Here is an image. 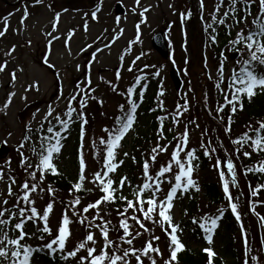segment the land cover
<instances>
[{"label":"snow or ice","instance_id":"6c2138e0","mask_svg":"<svg viewBox=\"0 0 264 264\" xmlns=\"http://www.w3.org/2000/svg\"><path fill=\"white\" fill-rule=\"evenodd\" d=\"M32 6L44 5L45 0H31ZM104 0H99L90 18L98 22V14L102 10ZM202 22L203 31L207 35L209 45H218L220 27H223L230 37L226 48L219 53L218 68L214 80V87L219 93L221 100L215 101V106H209L207 91L203 93V106L208 109L207 115L215 121L214 132L223 134L224 139L229 140V146L225 147L222 140L210 137L209 129L201 130L199 145L190 147V130L192 126L199 129L200 124L196 119L186 116L190 112L188 93L196 99L194 86L189 80L187 92L177 102L176 108L169 113L172 124L175 127H165L168 116L157 115L158 127L156 129V143L147 151L142 152V160L136 156H130L128 151H123L125 158H130L133 163L141 165L140 183L133 184L131 178L119 173V169L125 164V159H120L123 141L138 124V109L141 107L145 92L149 85L146 83L148 74L145 69L156 68L155 65L144 64L142 68H136L137 61L141 60L144 53L135 57L126 69L129 73L136 71L141 73L134 75L133 82L125 90H119L118 85L112 80L100 76L99 79L108 85L113 93L124 98V102L118 104L116 112L112 114L101 113L110 121L101 127L103 135L96 136L94 133L88 137L90 120L86 114L91 102L103 105V100H98L93 93L97 91L93 87L92 68L97 63V56L104 49H111L112 44L123 35L124 29L119 28L121 18H115V24L119 28L111 31L115 36L107 42L103 37H97L93 42L95 49L83 65L77 64L76 71L83 68L84 79L76 83L73 91L64 95L63 85L58 88L56 99L48 104L42 119L36 121L37 109L32 117L23 125L20 139L15 145L18 156L17 169L12 168L11 157L6 158L0 164V182L6 184V193L0 191V264H36V256L43 253L63 264H180V255L189 251L182 240L186 229L180 222L175 220L174 208L180 197L193 198L189 193L201 191L198 180L194 178L200 167L201 156L208 160L215 159L212 165L217 171L224 199L227 201V209L218 208V214L204 213L203 215L190 218L194 225L193 231L200 230L207 247L202 251L206 254V264H215L218 253L214 250V235L219 228L225 211L230 209L231 214L238 222L243 237L244 257L243 264H264V236L260 237V248L253 247V237L245 228L242 215L249 211L254 214L264 228V215L256 211L257 205L264 206V200H252L258 198L264 192V183L255 186L246 181L249 192L241 190L238 174L247 176L259 174L264 176V118L255 122L249 121L244 125L245 131L236 138L231 137L234 117L245 110V102L251 104L258 95H264V0H216L209 20H204L206 8L205 0H197ZM54 13L51 23V31L45 33L47 37L45 53L42 58L43 64L49 69L54 68L49 57L52 54L53 41L59 40L58 31L61 20V12L55 11L52 4L45 5ZM151 5L142 6L141 0H135L131 9L137 15L138 23L134 25L136 38L130 42H139L141 26L147 23V16ZM169 8L174 5L169 4ZM68 9H63L67 12ZM9 13L2 18L3 29L0 30V38L8 32L10 17ZM30 16L29 5L23 7V15L20 19L21 26ZM84 32L89 31L88 17L85 13ZM192 18L191 10L179 12V20L182 26ZM243 25V27H241ZM235 32L234 37L232 36ZM19 33V29H16ZM109 29L105 28L103 36L106 37ZM182 48L188 51L187 33ZM75 35V29L67 33L65 47L68 41ZM103 43V47L99 44ZM28 46L31 40L26 41ZM93 44H86L80 49L81 53L88 52ZM17 48L13 44L5 53V59L0 63V73H4L11 63L7 57L15 59L13 53ZM70 51V49H69ZM231 53L234 58L230 74L225 76L226 65ZM125 57H119L121 68ZM175 65V59H172ZM189 61L185 60V65ZM203 68L207 78L213 80V75L208 70L207 56H204ZM22 67L17 66L10 72V83L15 85L18 80V72H23ZM185 76L189 75L187 67L183 69ZM161 75L160 69L152 73L153 77ZM59 79V73H56ZM122 79V71L115 72V80ZM143 82V83H142ZM29 91L39 92L38 82L30 83L24 88L25 95L20 99L27 102ZM163 81H159V91L156 94V107L149 111L167 112ZM17 96L16 91L7 93L0 112L7 115V110ZM64 101V108L59 109L60 101ZM227 110V113H226ZM226 113V114H225ZM223 114V115H222ZM184 117L183 131H177ZM36 127H33V122ZM74 126H78L79 145L77 148V175L74 181H69L68 195L70 199L59 200L62 206V214L56 226L55 233L50 226V218L54 214V206L57 202V189L51 183H46L49 175L63 177L64 173L58 168V161L63 155L62 150L66 147V141ZM166 133H171V139ZM11 137L12 133L9 132ZM88 137V147L91 149L92 158L97 164L95 171L88 172L85 156V140ZM207 137V140L205 139ZM163 141V142H162ZM7 144V140L3 142ZM215 144V146H214ZM229 148L233 150L230 152ZM171 149V151H169ZM221 153V154H218ZM253 154L260 157L251 164H243L241 157L251 160ZM166 155L167 159L161 162L159 157ZM19 170V171H18ZM22 173V175H20ZM7 175V180L5 176ZM19 178V182H18ZM91 187H87V185ZM167 185V188L164 186ZM15 186V190H14ZM236 189L237 191H233ZM99 193L97 198L84 205L82 202L89 195ZM44 194L49 196V201L42 209L36 206L37 199H44ZM14 202L9 204V201ZM115 213L116 223L112 216ZM188 216V210L183 212ZM78 224L83 230V237L69 249L68 243L73 236L72 225ZM159 229L165 237L166 251L168 256L164 258V251L159 246L161 236L156 235ZM40 243L33 245L31 240ZM143 240L139 247L136 242ZM255 252V254H253ZM83 253V254H81Z\"/></svg>","mask_w":264,"mask_h":264},{"label":"rangeland","instance_id":"374dc122","mask_svg":"<svg viewBox=\"0 0 264 264\" xmlns=\"http://www.w3.org/2000/svg\"><path fill=\"white\" fill-rule=\"evenodd\" d=\"M98 2L99 0H45L44 5L32 6L31 0H0V30L3 29L2 18L7 16L9 13H13V15L10 17L8 32L4 37L0 38V63H2L6 58L4 53L13 44L17 45L16 51L13 53L15 59L7 57L11 60V63L8 65V68L4 73H0V107L3 106L8 92L13 90L17 92V96L13 99V103L7 110V115H5L3 112H0V164H2L6 158L11 157L12 168L17 169L18 156L15 152V145L20 139L23 125L28 123L32 117V114L36 112L37 109H39L40 112L37 113L36 121L42 119L43 113L47 110L48 104L52 103L56 99V96L58 95V88L61 84L63 85L65 96L73 91L76 83L84 79L83 68L80 72H77L76 65L78 63L83 65L84 62L90 57V53L96 47V44H93V42L97 40V37H103L104 41L107 42L109 38L115 36V33L111 31L113 28H117V31L119 28H123L124 33L116 40L114 44H112L110 50L104 49L103 52L99 53L97 56L98 62L93 64V87L97 88V91L93 93V95H95L98 100H103L104 103L103 105H100L97 102H91L89 108L87 109L86 114L90 120V126L88 127V137H91L93 133L96 136L103 135L101 132V127L103 125L109 124L110 121L106 119L104 115H101V113L103 112L112 114L116 112L118 104L124 102V98L116 93H113L108 85L100 81L99 77L103 76L107 80H112L118 85L119 90H125L126 87L133 82L134 75L141 74L136 71V68H142L144 64H149L155 65L156 68L145 69V72L148 74V78L152 76V73L155 72L157 68L160 69L161 72L159 77H155V82L158 83L157 91H159V81H163L165 90L163 99L165 101V107L168 110L167 112H163L164 115L169 116V113L176 108L177 102H182L180 98L185 92H187L189 88V80L192 81L196 99H193V94L191 92L188 93L190 112L187 113L186 116L196 119L200 124V128L197 129L192 126L190 130V147L198 148L201 130L205 128L209 129L208 135L210 137H213L214 140L216 138L222 140L225 147H228L229 140L224 139L222 133L212 131V129L216 127L215 121L207 115L208 109L203 106V93L205 91H207L209 96V106H215V101L217 98L216 92L214 91V80L218 68L219 54L215 55L213 48L208 43L207 35L203 31L197 0H141L142 6L146 7L151 5L152 7L151 10L146 13L147 23L141 26L139 42L135 44H130V42L136 38L137 33L134 25L139 22L137 15L141 10L140 8L137 9V15H134L131 12V9L135 4V0H104L102 10L98 14L97 22L91 20L90 13L95 10ZM215 2L216 0H205L206 8L203 14L205 21L209 20V14L212 12ZM26 3L29 5L30 16L28 20L25 21V26H21L20 19L23 15V7ZM49 3L53 5L55 11L62 13L58 31L54 33V35H59L60 39L53 41L52 54L49 57L50 63L55 65V67L51 69L44 65L42 61L47 40L45 33L51 31L50 21L54 17V13L45 6ZM169 4L174 5L175 13L173 8H169ZM117 5H120L121 10L117 9ZM65 8L68 9L67 12H63V9ZM188 10H191L192 18L184 25L183 29V31H186L187 33L186 47L188 51L185 52L182 48V45L185 41V36L183 34L182 26L179 20V12ZM85 13H89V31L87 33H85L83 29V25L85 23ZM116 17L121 18V24L119 25V28L115 24ZM241 27H243V25H241ZM105 28L109 29V33L106 37L103 36ZM16 29H19V33L16 32ZM71 29H75V35L71 38V40L68 41V47H65L67 33ZM159 32H163L165 39L167 40V48L169 50L168 58H163L159 52L155 51L153 48L152 39ZM28 40H31L30 46L26 44V41ZM86 44H93V48L89 49L86 53H81L80 49ZM99 46L103 47V43H100ZM225 48L226 45L224 49ZM141 52L144 53V56L141 58V60L137 61L134 71L129 73L126 69L135 59V57ZM122 54L124 55L125 59L123 61V67L121 68V61L119 60V57ZM226 54L229 56V61L226 65L227 72L225 74L227 77L230 74L231 68L233 67L234 58L231 53ZM205 55L207 56L208 62L207 71L211 72L213 75V80H209L207 78L206 70L203 68V60ZM172 59H175V65L172 64ZM186 59L189 61L187 65H185ZM17 66L22 67L24 71L22 73L18 72V80L15 85H12L10 83V72ZM172 66H174L179 72L180 78L183 82V87L178 91L175 89V83L173 82V77L171 74L172 71H170ZM185 67H187L189 71L188 76L183 74V69ZM117 70L122 71V79L119 81L115 80V72ZM56 73H59V79H57ZM36 82H38L39 92L29 91L26 93L27 102L20 99L22 95H25L24 88L27 87L28 84ZM199 100L200 102H198ZM156 102L157 101L155 99V103ZM63 108L64 101L61 100L58 110ZM195 111L198 113H195ZM262 118H264V115ZM250 120L253 121L252 119H248L245 124H247ZM181 121L182 122L178 126L177 131H183L184 117H181ZM239 121L240 120H236V122ZM245 124L237 126H234L233 124L231 137L236 138L239 136V134H242L245 130ZM33 127H36L35 121L33 122ZM9 132L12 133L11 137L8 136ZM135 135L136 133L132 132L126 137L125 141L122 142L123 148L119 158L125 159V164L122 165L118 170L119 173L128 175L131 178L133 184L141 182V165L133 163L130 158L123 157L122 153L123 151H128L130 156L137 157L138 152L135 151L133 145L131 144V141L134 140ZM75 137L76 135H73V140ZM88 137H86L85 140V156L88 165L87 171L90 173L96 170L97 164L92 158L91 149L88 147ZM205 139L207 140V137ZM5 140H7V144L3 143ZM155 143L156 141L152 142V145L149 144L151 146H149L147 150H149ZM78 145L76 143L69 144L67 147L70 148V152L66 151L59 161L62 171L64 173L72 174L74 178H76L77 175ZM232 150V148H229L230 152ZM169 151H171V149H169ZM141 156L142 155L140 154L138 155V161L142 160ZM253 157L256 159L255 161L260 159V157L255 154H253ZM166 159V155H161L159 157L161 162ZM127 160L129 162H127ZM214 163L215 159L210 161V167L208 170H206V172L197 170V173L194 174V178L198 180L201 191L196 195L194 193H189L193 197L191 199L180 197L176 202V206L174 208L175 220L180 222L182 227H184L182 219H184L183 212L185 209L188 210V215L199 217L204 213H213L219 206L213 205L210 202V199L204 196V191L202 188L203 182L209 179L216 182L218 181L220 184L218 173L212 167ZM130 168H134V172L132 170H128ZM20 175H22V173H20ZM5 180H7V175L5 176ZM238 180L241 190H243L246 194L249 192V189L246 187V181H250L253 186L258 183L255 182L249 175L245 177L238 174ZM46 183L50 182L47 180ZM262 183H264V181ZM87 187H91V185L89 184ZM164 187L167 188V185ZM55 188L57 189V202L54 206V214L50 218V226L52 227L54 233L62 214V206L59 203V200L61 198H63L65 201L70 199L68 195L69 190L65 191L57 187ZM0 191L4 193L7 191L6 184L4 182H0ZM233 191L235 192L237 190L233 189ZM98 195L99 193L95 195H89L83 200L82 203L86 205L88 202L95 200ZM49 199L50 198L47 194H44L43 200L37 199L36 206L38 209H42ZM251 199L264 200V192H262L258 198ZM192 201H194V207L189 205ZM13 202V200H10L9 204ZM224 205L227 207V201L224 203ZM256 211L261 215H264V206L258 204ZM112 220L113 223H116L117 218L115 213H113ZM242 221L245 224L246 230L253 237L251 241L253 247L259 249L260 237L264 236V228L260 227L258 218L249 211L246 215H242ZM235 222L237 231L235 232L236 236L234 237V246H236V248L240 251L238 260L240 264H243V260L245 259L243 254V237L238 222ZM72 230L73 236L68 243L69 249H71L75 243L83 237L84 234L83 230L78 224L72 225ZM155 231L156 235L161 236L159 246L162 250H165L166 244L164 234L159 229H156ZM220 232L222 231L219 229L218 233L214 237L213 248L218 253V258L221 257L225 262H227V264H235V258L232 255L226 256L222 251L224 244V248L226 247L225 242H227V237L221 235ZM182 240L188 243L187 246H191L198 252L202 251L203 247L208 246L207 243L201 244L199 242L191 241L189 232H185L183 234ZM141 243H143V240L137 241L136 246L139 247ZM253 254H255V252ZM167 256L168 252L165 250L164 258L166 259ZM206 261L203 264H206ZM36 264L44 263L38 262ZM250 264H252V262H250Z\"/></svg>","mask_w":264,"mask_h":264},{"label":"trees","instance_id":"16d2710c","mask_svg":"<svg viewBox=\"0 0 264 264\" xmlns=\"http://www.w3.org/2000/svg\"><path fill=\"white\" fill-rule=\"evenodd\" d=\"M218 31H219L218 45L216 46L210 45L213 48V52H215V55L219 54L222 50H224V47L225 45H227V41L230 38L226 34L223 27H220ZM234 35H235V32L233 31L232 36L234 37ZM226 72H227V69H225V74ZM148 80L146 81V83H148L149 87L145 92V99L141 107L138 109V124L135 126V131H134L136 135L134 136V140L131 141L133 148L135 149V151L138 152L137 159H139L138 157L139 154L141 155L142 152H145L148 149V147L152 145L151 143L156 141L157 139L156 129L158 127V121L156 117L157 115H164V113L161 112L159 109H157L156 112L149 111V109L155 108V105L157 103V102L155 103V99H156L155 96H156V93L158 92L157 91L158 83L155 82L156 78L153 76H150ZM214 91L216 92L215 89ZM216 98H217L216 101L221 100L222 102V98L217 92H216ZM198 102H200V100ZM195 113H198V112L195 111ZM226 113H227V110H226ZM263 115H264V95H258L254 98L251 104L245 102V110L243 111V113L237 114V116L235 117L234 126L243 125L246 123L248 119H252L253 122H255L257 119H261ZM165 116H168V115H165ZM236 120H240V121L236 122ZM165 127H174V125L172 124L171 117L169 116H168V119L165 120ZM78 131H79L78 126H74L72 128L71 134L69 135L66 141V147L62 150L63 154L66 151H69L70 148L67 147L69 144H72V143H76L77 145L79 144ZM166 134L168 135V138L171 139L172 134L171 133H166ZM73 135L74 136L76 135L74 140H73ZM75 149H76V146H75ZM68 155L70 156L69 153ZM243 158L244 157H241V161L243 162V164H251V163H254V161L256 160L253 156L251 160H248L247 158L245 159ZM127 162L129 161L127 160ZM199 164H200V167L198 168V170H200L201 172H206V170H208L210 167L209 166L210 160H208L206 157L201 156ZM58 168L61 172H63L60 169L59 162H58ZM133 169L130 168L128 170H132L134 172ZM248 175L255 182L262 183L264 181V176H260L259 174L249 173ZM47 180L48 182L53 184V186L61 190L67 191L70 188L69 181H74L75 178L72 174L64 173V176L60 178L49 175ZM202 188L204 191V196L210 199V202L213 205H216V206L219 205L220 207L225 208L224 203H226V200L224 199L222 189L218 181L216 182L210 179L206 180L203 182ZM189 205H191V207H194L195 206L194 201H192ZM212 214H218V213L214 211ZM191 217L193 216L192 215H188L187 217L183 216L184 219H182V222L184 223V227L187 230L186 232L190 233V239L194 240L195 242H198L200 239H203L202 238L203 234L198 229L193 231L195 226L191 224V220H190ZM235 221L236 220L234 219V216L231 214L230 210L228 209L225 211V214L222 220L219 222L220 223L219 225L221 227L220 230L222 231L220 232L221 235H223L224 237H227V242H225L226 247L224 248V245H225L224 244L222 251L225 253L226 256L232 255L236 260L235 264H240L238 260L240 256L239 254L240 251L236 248V246H234V242H235L234 237L236 236L235 232L237 231L235 227L236 226ZM38 242L39 241L35 239L30 241V243H32L33 245L39 244ZM187 249H189V251H185L180 255L181 264H203L206 261V258H207L206 254L203 253L202 251L198 252L192 249L191 246H188ZM35 260H36V263L40 262L44 264H63V262L58 261V258L53 259L43 253L36 256ZM215 264H227V262H225L220 257L215 260Z\"/></svg>","mask_w":264,"mask_h":264},{"label":"water","instance_id":"95a60500","mask_svg":"<svg viewBox=\"0 0 264 264\" xmlns=\"http://www.w3.org/2000/svg\"><path fill=\"white\" fill-rule=\"evenodd\" d=\"M120 8H121L120 5H118L117 9L121 10ZM153 46L156 49V51H159L164 58L168 57L166 39H164L163 32L157 33V35L153 38ZM171 71H172L171 74H172L173 80L176 83V89L180 90L183 85V82L181 81V78L179 77L178 71H176L174 67L171 69Z\"/></svg>","mask_w":264,"mask_h":264}]
</instances>
